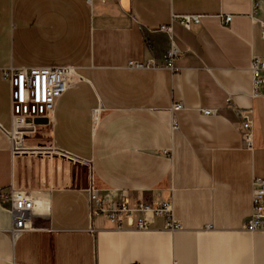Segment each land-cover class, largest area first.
<instances>
[{
  "label": "crops",
  "instance_id": "obj_1",
  "mask_svg": "<svg viewBox=\"0 0 264 264\" xmlns=\"http://www.w3.org/2000/svg\"><path fill=\"white\" fill-rule=\"evenodd\" d=\"M189 14L202 16L189 30L171 22ZM261 23L264 0H0V190L40 205L15 240L0 206V264H264V231L241 229L251 180L264 179V87L253 94L250 72L264 57ZM170 24V36L159 31ZM171 41L176 72L128 68L161 63ZM66 66L81 81L58 100L48 136L12 154L3 72ZM90 187L113 204L124 193L133 210L169 201L182 228L154 217L140 230L139 211L120 224L94 216Z\"/></svg>",
  "mask_w": 264,
  "mask_h": 264
},
{
  "label": "built area",
  "instance_id": "obj_2",
  "mask_svg": "<svg viewBox=\"0 0 264 264\" xmlns=\"http://www.w3.org/2000/svg\"><path fill=\"white\" fill-rule=\"evenodd\" d=\"M87 3L94 1L104 4L107 0H86ZM223 25H228L231 15L219 16ZM201 15H172L171 22L177 20L186 30L192 25L200 23ZM171 24L162 26L159 31L170 36ZM262 38L264 39V23H261ZM171 39V37H170ZM179 51L170 44L169 51L163 57L161 63L151 59L147 63L130 62L128 68H163L176 72L173 61ZM253 94L259 95L264 87V57H253L250 63ZM10 87V118L11 129L5 131L6 138L11 143V152L16 154L28 151L25 146L27 140L36 139L40 136L47 137L51 129L53 113L58 100L72 86L78 84L81 78L73 67H32L10 68L2 74ZM181 104H175L172 111H180ZM204 116L214 114L212 110H202ZM240 136L246 148H252L251 122L245 116H241ZM174 124V123H173ZM176 129V125L173 127ZM64 154V153H61ZM65 155V154H64ZM67 156V155H66ZM74 159L71 156H68ZM88 196L91 204V213L94 216L101 215L107 220H113L119 224L134 212H142L144 218L138 221V229L143 230L153 223V218H164V229L170 232L181 230V224L174 220L172 203L162 202L157 205L140 203L138 208H128L127 195L122 193L123 199L119 204L109 202V196L103 198L97 190L90 187ZM108 198V200L106 199ZM0 206L9 213L12 226L9 234L12 239H17L23 233L31 231L32 218L36 213L35 199L27 190L17 189L10 186L6 190H0ZM241 229L254 233L264 231V179L253 177L251 180V211L241 225Z\"/></svg>",
  "mask_w": 264,
  "mask_h": 264
},
{
  "label": "rangeland",
  "instance_id": "obj_3",
  "mask_svg": "<svg viewBox=\"0 0 264 264\" xmlns=\"http://www.w3.org/2000/svg\"><path fill=\"white\" fill-rule=\"evenodd\" d=\"M76 171H75V174L77 176H79L82 181H84L85 179H87V171H85V167L84 166H81V165H76Z\"/></svg>",
  "mask_w": 264,
  "mask_h": 264
},
{
  "label": "bare ground",
  "instance_id": "obj_4",
  "mask_svg": "<svg viewBox=\"0 0 264 264\" xmlns=\"http://www.w3.org/2000/svg\"><path fill=\"white\" fill-rule=\"evenodd\" d=\"M35 206H36V207H40V205H39V204H37V203H36V205H35Z\"/></svg>",
  "mask_w": 264,
  "mask_h": 264
}]
</instances>
